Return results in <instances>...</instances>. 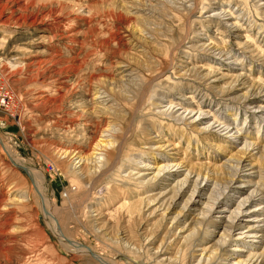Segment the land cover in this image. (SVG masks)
<instances>
[{
  "label": "rangeland",
  "instance_id": "374dc122",
  "mask_svg": "<svg viewBox=\"0 0 264 264\" xmlns=\"http://www.w3.org/2000/svg\"><path fill=\"white\" fill-rule=\"evenodd\" d=\"M263 1L0 0V81L15 97L0 111V264H105L64 246L51 224L113 264H231L235 240L211 260L196 255L195 244L218 235L197 229L186 203L193 190L201 203L217 197L219 209L232 198L245 222L264 228ZM221 9L242 29L211 16ZM209 38L218 49L203 48ZM96 89L107 101L91 107ZM101 140L118 147L116 165L98 159ZM253 141L259 148L248 150ZM158 154L168 157L155 162ZM164 163L182 171L153 182L174 185L161 211L115 208L147 193L135 179L142 166ZM184 206L194 221L181 232ZM217 211L204 228L215 229ZM258 239H248L256 251Z\"/></svg>",
  "mask_w": 264,
  "mask_h": 264
},
{
  "label": "bare ground",
  "instance_id": "6f19581e",
  "mask_svg": "<svg viewBox=\"0 0 264 264\" xmlns=\"http://www.w3.org/2000/svg\"><path fill=\"white\" fill-rule=\"evenodd\" d=\"M177 1L185 3V2L190 1V0H177ZM261 5L264 6V1L261 3ZM257 6H259V4ZM258 9L260 10L259 12L261 14H263V16H264V12L261 10L260 6L258 7ZM226 12H227L226 10L221 9L220 11L213 13L211 16L215 17L217 19L220 18V20L227 22L226 24L224 23L226 27H235L236 29H242L241 25H239L237 23V21H235V20L231 21L230 20L231 18H235V16H233L232 12L229 14ZM260 13H258V14H260ZM225 18H229V19L225 20ZM231 29L232 28H230L229 30H231ZM241 45H243V44L237 43L238 48L241 47ZM200 46H202L201 43H200ZM204 46L205 47H203V46L202 47L205 49H208V50H211L212 48H215V49L219 48L218 46L215 45V42H213V39H210V38L208 39L207 43L205 42ZM246 49H247V52H249L250 54H252V51H254L253 50L254 48L252 49L251 47H246ZM18 51H20V50H18ZM244 54H246V53H244ZM12 56H13L11 58L12 62L11 61L10 62L14 65H19L20 61L18 59H20V57L18 56V53L13 54ZM249 57H253V55L252 56L250 55ZM233 63L235 65H238V63L235 61ZM92 94H93V96L91 97V100L89 103V105L91 107L93 106L94 103L104 104L107 101L105 96H108V94L105 91H100L99 89H96ZM160 103H162V101H160ZM177 106H180L179 108L184 109L183 111H185L187 113L188 107H186L182 104H178ZM161 112H163V111H160V113ZM175 112H177V111H175ZM189 113H191V111H189ZM66 120H68V118L63 119V121H66ZM196 120H197L196 118H193L191 120V123L195 122V124H196L197 122L201 121V119H199L197 121ZM227 120L228 119H225L226 122H227ZM221 122H223V121H221ZM224 125H222V126H224ZM61 130L66 131V128H64V126H62ZM223 130H224L223 131L224 133L226 131H228L229 134H225L226 136L227 135H230L231 137L234 136V138L236 139L237 142L240 141V139L243 138V136H244L240 132V130L234 129V127L230 128L229 125H227V123H226V127L223 128ZM232 130H234L235 133H232ZM57 132L58 131H56V133ZM248 134H249V130L247 133H245V135L248 136ZM211 143L215 144L214 142H211ZM100 144H101V146L104 147V149H103V151L102 150L95 151L96 152L95 154L98 156V159L102 158L104 161L106 160L108 162L110 160V158H112L113 166L116 165L117 160H118V156H117L118 147L117 146L114 147L115 145L113 143H108V144L104 143L103 144L102 140H101ZM168 145H170V144H167V146ZM248 145H249L248 150H254L255 148H259L258 143H256L255 141L251 142V144H248ZM107 146H109V148H106ZM173 146L176 147V144L173 143ZM210 146H211V144H210ZM244 146H245V148H247V142L244 143ZM112 149H114V150H112ZM167 157H168V155H167ZM167 157H164V156L158 154L156 156V158H154V161L159 162L160 160L165 159ZM179 165H180L179 163H177V164L164 163L163 165H158V166L149 165V164L142 166L148 171L142 172L141 174L136 176L135 179H137L138 183H140V184H150L148 187L147 193L144 195V197L132 196L129 198L130 201H124L121 204H118L115 208H118V207L120 208L124 204L127 207H132L133 210L134 209L137 210L138 205L143 204L145 206L144 211L151 210L152 215L161 211L163 203L166 201V199H168L170 197V194H172L171 190H172V187L174 185H172L171 187H163L162 185L167 184V182H163V181H160L158 183H153V182L155 181V179L160 178L161 176H164L165 174L169 175L171 179L174 178L178 173H180V171H182V169H181L182 166H179ZM178 166L180 168H177ZM151 169H155L156 171L152 174V176L150 178L144 180V178L148 174L152 173L150 171ZM29 170L27 169V171L31 175V172H30L31 170L30 171ZM193 173H194L193 171L188 170L186 173V176L188 178H190L192 176L191 174H193ZM196 175H199V174H196ZM187 182H188L187 178H185L183 181L177 180L175 182V184L179 183L180 186L178 187L177 191H175L173 193V196H171V197L172 198L177 197V196L180 197L182 195L183 191L181 192V194H178L179 193L178 190L181 187H183ZM170 184H171V182H170ZM168 185H169V182H168ZM194 191L195 190L192 191V193L189 196V199L187 200V203H186L188 205V201H190V205L187 208V212L190 210L189 207L192 209L196 208L195 212L198 211V215L194 219V220H197V219L198 220L195 222L194 225H199L197 227V229L199 227H201L203 232H205L208 235L207 238H209V239L212 238V235H218L217 240L214 242V244L212 243L211 245H206V246L204 245L203 246V244L197 243L194 245L192 243L194 245L193 246L194 250L197 252L199 251L196 255L200 256V259H202V262L206 259L211 260L216 254H218V252L220 250H224L226 252V247H225L226 243L231 241V240H235V242H237V243H235V246L230 247L227 250V252L225 253L227 255L226 259L228 260L229 263H231V264H264V247L262 250L256 251V248L259 247V246H256L257 241L256 240H248L249 238H259L258 240H260L261 243H264V234L263 235L258 234L259 232H264V228L262 227L263 228L262 229V228H259L258 226H255V224H253V223H249V220H251V221H262V220L261 219L260 220H254L253 218H249L245 222V220L243 219V217L245 216L243 214H245V213L243 212V209L241 208L242 206L241 207L237 206L235 208L230 207L231 203L233 202L232 198L229 199L228 201H226V203H223V205L219 209V208H217V207H219L218 206L219 202L217 200V197H209L208 200L201 203L200 201H201L202 197L199 194L195 193ZM254 193H255V191L252 192V194H254ZM121 199L122 198L119 197V200H121ZM16 200H18V199H16ZM119 200H117V202ZM247 201H248V199H246V202ZM201 204H203V206H201ZM244 204H245V202L243 201L242 205H244ZM185 206H184L183 212H181L178 215V217L181 216V219L184 220L183 221L184 225L179 230L181 232H185L187 230H190V228H191L190 223H192V221H194L193 219H191L189 222L186 221L188 219V215L186 214L187 212H185ZM199 208H200V210H199ZM255 209L256 210H252L251 212H248V213L259 212L261 210V208H259V207H256ZM216 211L220 212V214H217V216L214 215L215 217H217V218H215V220L211 219L213 217V213ZM100 212H102V211H100ZM133 212L134 211H131V213H133ZM226 212H228V213H226ZM103 213H105V212H103ZM211 213H212V215H211L212 217L210 218V220L212 222L211 221L210 222H211V224H213V228H215V229H211V227L204 228L206 226V224H205L206 220L204 218L206 215H208V214L210 215ZM97 215L101 216V213H99ZM178 217H175V218H178ZM98 218H100V217L97 216V219ZM214 224H215V226H214ZM208 225H209V223H208ZM51 227L63 239V241L67 243V245L64 244V246H66L67 248L71 249L72 247H79L82 249H86V251L91 253L93 256H95L97 259H99L101 262H103L105 264H113V263L105 260L101 256H99L98 254L94 253L89 247L69 239L63 233V231L61 229H59L56 225L51 224ZM242 227H245V229H242ZM209 228H210V230H209ZM196 230L194 231V233L196 232ZM196 236L198 237L199 235L196 234ZM196 236H195V238H196ZM215 250H218V252ZM228 251H230V252H228ZM162 260H164V259H162Z\"/></svg>",
  "mask_w": 264,
  "mask_h": 264
},
{
  "label": "built area",
  "instance_id": "2783aa9c",
  "mask_svg": "<svg viewBox=\"0 0 264 264\" xmlns=\"http://www.w3.org/2000/svg\"><path fill=\"white\" fill-rule=\"evenodd\" d=\"M1 80V79H0ZM15 104L14 95L0 81V111H11Z\"/></svg>",
  "mask_w": 264,
  "mask_h": 264
},
{
  "label": "water",
  "instance_id": "95a60500",
  "mask_svg": "<svg viewBox=\"0 0 264 264\" xmlns=\"http://www.w3.org/2000/svg\"><path fill=\"white\" fill-rule=\"evenodd\" d=\"M23 169L27 170L25 167H23Z\"/></svg>",
  "mask_w": 264,
  "mask_h": 264
}]
</instances>
